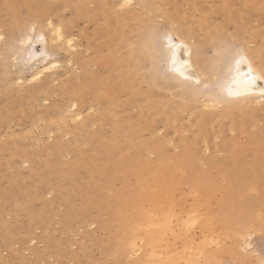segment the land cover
Listing matches in <instances>:
<instances>
[{"label":"rangeland","instance_id":"rangeland-1","mask_svg":"<svg viewBox=\"0 0 264 264\" xmlns=\"http://www.w3.org/2000/svg\"><path fill=\"white\" fill-rule=\"evenodd\" d=\"M49 21L72 39L73 48L66 52L48 42ZM170 25L193 36L192 45H203L201 57L214 63L217 74L236 56L241 35L264 63V0H0V264H161L167 251L148 252L150 203L132 194L137 188L143 196L141 179L150 177L138 176L137 167L155 162L164 171L187 148L197 154L208 183L221 186L211 199L235 188L217 169L231 165L226 161L234 147L260 135L264 101L243 108L248 121L243 117L241 126L236 109L202 102L209 82L194 94L175 86L161 55L153 78L145 54L150 44L137 41L136 30L152 29L154 49L156 44L160 50ZM38 32L46 38L47 56ZM31 48L38 59L58 62L52 77L31 79L37 59L25 55ZM246 152L251 155L250 148ZM106 157L110 168L123 164V176L98 172L96 163ZM128 187L131 204L121 211L113 202ZM194 190L181 185L174 193L172 253L199 252L205 220L215 217L198 185ZM236 199L252 214L244 225L216 224L217 243L209 248L222 253L218 264H264V181ZM127 241L139 250L123 254Z\"/></svg>","mask_w":264,"mask_h":264},{"label":"bare ground","instance_id":"bare-ground-1","mask_svg":"<svg viewBox=\"0 0 264 264\" xmlns=\"http://www.w3.org/2000/svg\"><path fill=\"white\" fill-rule=\"evenodd\" d=\"M144 1L145 0H120L122 5L131 3L143 5ZM102 4L101 1H98V5ZM129 16L130 13H126L124 18H128ZM47 25L51 26V22L49 21ZM184 31L183 28H179L177 32L171 25L167 26L159 50V47L156 48V44L154 49V42L156 39L152 35V29L147 34L143 32L139 33V30H136L137 41H139V38H147L146 41L150 44V50L146 48L145 54L155 68L154 73H152L153 78L158 77L156 67L159 64L158 62L161 55L165 61L168 76L174 80L173 84L175 86H181L185 91V94H194V91L199 93L197 89L204 87V84L209 82V86L202 90L203 92L200 94V97H202L203 100L202 102L206 105L221 104L236 109V111H239L243 115L240 119L241 126L245 125V123H247L246 121H248L246 117H244L246 115L245 112L247 111L243 108L248 107L252 103H257L262 100L264 101V63L260 61L257 51H251L246 43L245 35H241V41L236 40V56L225 65V68L220 74H217V72H215L216 68H214V63L205 61L201 57L203 45L198 43L192 45L188 40L193 39V36L186 34ZM189 32L191 33V31ZM48 34V42L50 44H52V41L58 42V44L55 45L56 48H64L66 49V52L69 48H73L71 42L72 39L70 37H64V34L58 25L51 26ZM29 35L25 34L26 37ZM174 36H177V38H174ZM224 36L229 38L228 35ZM26 37L24 41L29 43L31 36L30 38ZM37 37L40 39L39 41L42 42V47L40 48L41 53L47 56L48 53L45 49L46 38L44 34L38 32ZM167 37L171 38L173 45L179 47H174L170 50L168 40L166 39ZM223 37L221 36L219 40ZM24 41H22V43ZM142 41L145 42L144 40ZM197 42L199 41L197 40ZM30 47L32 46L30 45L29 48ZM217 48L218 47H216V49ZM26 51L25 55L29 54V58H37L34 60L35 64L33 66L36 67L32 73L33 78L31 79H37L36 77L40 78L43 74L52 77L50 72L53 68L58 66V62L55 60H46L45 55L38 59V52L34 48ZM158 51H160L159 54H157ZM171 51L176 52V63L174 65L171 62ZM130 55L131 54H128V58H131ZM241 57H243L247 63L242 61L240 65L237 66L236 60ZM30 60L28 59V61ZM253 60H257L256 65L253 64ZM249 66H251L252 69V76L258 77L257 79L251 80L247 75ZM181 73H183V75ZM85 75L91 77L90 72H86ZM97 79H99V77H96L94 80ZM245 81L249 82L245 83ZM75 116L76 118L78 117L77 113ZM243 117L246 121L243 120ZM227 143L228 142L224 141L223 144L226 145ZM105 148L108 147L106 146ZM247 148L251 149V155L246 152ZM233 150L234 151L229 154L226 164L230 163V166L234 167L229 169L230 166L224 165L225 168L218 167L217 172L224 174L227 179H230L231 183H235V188L223 189L222 198L216 201L211 199V193L221 188V186L213 184L212 182L208 183L205 173L197 168V154L195 153V155L193 152H189V148H187L181 156L177 157L176 161L173 163L174 167H166L164 168V171L160 167L158 168L157 163L155 162H150L145 165L141 164L137 167L138 176L142 178L144 174H149L150 177L146 180L141 179L143 187L147 186V191L143 196L137 188L133 189L132 194L138 193V196H141V200H148L150 203L146 214L147 225L145 229V235L149 245L148 252L155 253L157 248L167 251V259L163 262L161 261V264H180V260H184L188 264H216L217 261L222 258V253L220 251L212 252L209 248L213 243H217L214 226L216 224L219 226H228V224L233 221L240 225L246 224L248 217L252 214V209L247 205L240 203L236 199V196L247 191L250 184L264 181V127L261 129L260 135L257 138L251 137L245 147H234ZM105 151L106 150H104L103 153ZM159 155H164L162 149L159 151ZM108 160V157H106V160L103 162L100 161L96 163L98 172L107 177L123 176V173L126 172L123 164L118 163L114 168H110L107 163ZM213 162L214 161L212 160L210 161L212 165ZM43 172H45V175H51V170ZM181 172L184 173V176H181L180 178L174 176ZM181 185L187 186L191 193L195 191L194 187L198 185L199 190L205 195L203 201L210 203L208 211H211L212 215L215 214L214 218L208 217L205 220L207 233L202 241L203 247L194 256L171 252L174 248L173 243L170 242L169 235L173 231V225L170 222L169 217L176 206L174 193ZM129 189L130 188L128 187L127 189H122L117 192L118 197L113 202L114 207L119 208L121 211H127L129 209V205L131 204V199L127 197V191ZM212 202H214L213 206L211 204ZM191 208L192 210L195 209L193 206ZM139 248L140 247L137 246L134 241H127L122 247H120L123 254L130 250L132 252L138 251Z\"/></svg>","mask_w":264,"mask_h":264},{"label":"snow or ice","instance_id":"snow-or-ice-1","mask_svg":"<svg viewBox=\"0 0 264 264\" xmlns=\"http://www.w3.org/2000/svg\"><path fill=\"white\" fill-rule=\"evenodd\" d=\"M168 40V46H169V49H173L174 47L178 48L179 46H175L172 44L171 42V38L170 37H167L166 38ZM244 62V63H247L246 60H244L243 57H241L240 59L236 60V65L239 66L241 62ZM171 62L173 63V65L176 63V52L175 51H171ZM183 75V73H181ZM247 75L251 78V80H255L257 79L258 77H254L252 76V69H251V66H249V70H248V73ZM249 81H245V83H248ZM231 94V93H230Z\"/></svg>","mask_w":264,"mask_h":264}]
</instances>
